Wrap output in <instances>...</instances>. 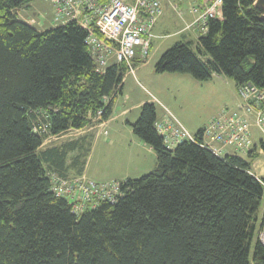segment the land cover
<instances>
[{
  "label": "trees",
  "instance_id": "1",
  "mask_svg": "<svg viewBox=\"0 0 264 264\" xmlns=\"http://www.w3.org/2000/svg\"><path fill=\"white\" fill-rule=\"evenodd\" d=\"M32 1L0 0V264H264V177L252 172L264 140L245 158L192 141L169 149L155 104L145 102L130 126L154 151L152 170L118 180L116 201L79 213L50 190L51 173L83 174L90 149L85 136L44 140L108 120L127 67L96 71L73 21L38 30L19 20ZM254 1L223 0L222 19L210 18L196 44L165 49L155 72L197 81L216 73L264 88L263 12Z\"/></svg>",
  "mask_w": 264,
  "mask_h": 264
},
{
  "label": "built area",
  "instance_id": "2",
  "mask_svg": "<svg viewBox=\"0 0 264 264\" xmlns=\"http://www.w3.org/2000/svg\"><path fill=\"white\" fill-rule=\"evenodd\" d=\"M51 2L53 21L64 24L73 21L86 31L85 43L98 72L104 70L110 59L124 63L127 71L133 72V59L136 56L147 58L153 26L162 14L161 0ZM222 3L223 0H198L190 4L188 11L192 20L186 28L194 29L197 36L204 34L210 18L222 19ZM238 94L239 102L234 107H223L201 127L200 141L167 109L163 117L156 119L155 129L169 149L183 141H192L221 157L228 154L246 156L254 146L252 128L258 129L262 135L260 140H264V88L244 83L238 86ZM258 151L264 153L262 149ZM258 166L252 165V172L259 178L262 170L257 171ZM50 190L71 200L75 213L94 207L99 201L114 202L121 195L118 180L100 182L85 174L51 173ZM257 238L264 245V217Z\"/></svg>",
  "mask_w": 264,
  "mask_h": 264
},
{
  "label": "rangeland",
  "instance_id": "3",
  "mask_svg": "<svg viewBox=\"0 0 264 264\" xmlns=\"http://www.w3.org/2000/svg\"><path fill=\"white\" fill-rule=\"evenodd\" d=\"M171 2L176 3L181 15H178L177 10H174L171 7H163V17H166V24L164 28L169 31L182 28L183 34L192 33V29H183L186 24L192 20L191 15L188 14L187 10L189 5L195 1L171 0ZM31 5L32 9H36L42 5L41 7L45 8L46 11L44 13L37 14V16L41 15V17L46 16L50 18L49 1L33 0ZM186 12L187 15L182 16V14L184 15ZM176 38L178 37L176 36ZM168 46H170V44H168ZM192 48L195 52L197 51L194 46ZM204 60H206V57ZM154 61L155 60H150L147 62L145 67L146 69H143L144 72L150 70L153 72L155 71ZM178 74L184 75V78H187V80L179 79L178 81L172 82V85L168 88L170 90L168 92L170 95L168 98L170 100L168 101L171 106L172 114H174L191 133L194 134L199 127L206 124L207 121H209L208 119L211 116L216 115L223 107H233L232 97L235 95L234 89L236 86L231 79L226 78L224 75H221L224 77H220V74L214 73L210 79L197 81L188 74ZM141 83L146 85L144 82ZM146 87L148 86L146 85ZM144 97L145 95L142 89L136 84L129 83L128 81L126 83L123 96L118 95V99L115 98L114 100L111 114L113 119L107 124V127H105L109 135L104 136L105 134H99V137H95L94 135L93 138L91 133H86L85 139L82 140V142H84L85 148L90 149L86 158L87 170L93 175L100 176V178L94 176V180H102L100 182L115 180L105 178L112 173L115 174L120 171L124 172L122 168L126 165L127 171L132 168H136L138 162L143 164V166H149L150 155L146 153V151H142L134 141L130 140L129 134H127V127H118V124L120 123L126 125L124 123L125 120H133L135 118V115L138 114V108H136L135 105H137ZM129 107L131 112L125 116H121L119 113L121 109ZM105 128H102V130H105ZM253 130L255 132L253 140L256 144H258L260 139H262V135L258 129L254 128ZM78 134L79 133H77L74 129H70L59 136H48L43 142V147L74 139L78 136ZM134 138L136 137L134 136ZM89 143H91L90 146ZM255 143L254 145H256ZM259 154L261 156L260 158L264 159V153ZM70 157L71 155L69 158ZM154 164H156V156L153 158L152 166L149 169H152ZM261 168L262 167L258 166L257 171L261 170ZM137 175L142 174H136V177H138ZM261 176L264 177V174L261 173Z\"/></svg>",
  "mask_w": 264,
  "mask_h": 264
},
{
  "label": "crops",
  "instance_id": "4",
  "mask_svg": "<svg viewBox=\"0 0 264 264\" xmlns=\"http://www.w3.org/2000/svg\"><path fill=\"white\" fill-rule=\"evenodd\" d=\"M46 1H49V4H50V18L46 17V16L41 17V15L37 16V14L44 13L46 11V9L42 8L41 7L42 5L36 9L35 8L32 9L31 2L28 5L23 6L17 10V18L19 20L31 25L32 27H34L38 30H44V29H47L50 27H55L57 25L64 24V23H58V22L53 21V18H52L53 17V4H52L51 0H46ZM194 1H198V0H194ZM161 3H162V14L158 17V19L155 22L153 29H152V38H151V44H150V49H149V54H148L149 56L146 58V60L141 59L139 56H136V59H134V61H133V66H134L133 72L126 71V73L123 76L121 85H120V93L118 94V95L123 96L124 91H125V86H126V83L128 81H129V83L136 84L144 92L145 97L137 105H135L136 108H138V114L135 115V118L133 120H125L124 121V123L127 126L120 123V124H118V127H121V128L123 126L127 127V134H129L130 140L134 141L137 144V146L141 148L142 151H146V153H148L150 155V163H149V166L147 165V167H146V166H143V164H141L140 162H138V165H136V168H132L128 171L126 170V166H127L126 165L124 168H122V170L124 172L120 171L119 173H115V174L112 173L108 177H106L105 179L122 180V179H125L128 177H136V174H144V173L148 172L147 170H152L155 167V164H154L152 169H149L152 166L153 158H155L154 151L152 150V148L150 146L146 145L144 142H142L139 138H137L133 134L130 123L134 122V120L137 119V117L139 116L140 105H142L145 102H152L155 104L156 111H157V118L163 117L165 112H166V109L172 113L171 106H170V103L168 101V100H170L168 98L170 96L168 93L170 90L168 88L172 85V82H174V81H178L179 79L187 80V78H184L185 77L184 75H182V74L180 75L178 73H158L157 74L155 71L153 72L152 70L147 71V72H144V70H143V69H146L145 68L146 64L150 60H155L154 61V65H155V63L158 61L162 52L165 49H167L168 47H170L173 43L180 41V40H186V41L188 40V41H192V42H194V44H196V41L198 38L196 31L194 29H192L191 30L192 33H189V34H183L182 28L171 30V31L165 29L164 27L166 24V20H165L166 17H163V7H171L172 9H174V6H176V3L171 2V0H161ZM174 10H176V9H174ZM177 12H178V8H177ZM188 14H190L189 11H188ZM178 15H181V12H179ZM186 15H187V12L184 13V15L182 14V16H186ZM191 19H192V16H191ZM189 23H187L186 26ZM186 26L184 27L183 30L191 29V28H186ZM176 36L178 38H176ZM171 38H175V39H171ZM168 44H170V46H168ZM111 62H114L113 59L109 60V63H111ZM220 77H224V76L220 75ZM140 80H142V81H140ZM141 82H144L148 87H146V85H143ZM234 91H235V95L232 97L233 98L232 99L233 107L239 102L238 86L235 87ZM117 96H116V98H117ZM129 112H131L130 107L125 108V109L124 108L121 109V111L119 113L121 114V116H125ZM210 118L208 120H210ZM112 119H113V117L111 116L106 121L93 122V124L83 128V129L75 130V131H77V133H79L78 136H76L75 138H80L82 136H85L86 133H91L93 138H94V135H95V137L96 136L99 137V134L100 135L105 134L104 136L109 135V133L105 127H107V124ZM102 128L103 129L105 128V130H102ZM199 129H201V127H199L195 131V133ZM253 129L254 128L251 129L252 140H253V136L255 134ZM133 135L138 140L136 138H134ZM111 140H114V139H111ZM253 142H254V140H253ZM228 150L230 151L231 149L229 148ZM239 156H241L243 158L246 157L245 155H239ZM260 157L261 156H259L256 160L253 161V165L256 164V165H259L260 167H262L261 168L262 174H264V159H261ZM86 163L87 162L85 161V165L83 167V174H85L87 177L92 178V179L94 178V176L97 178H100L99 175H93V174L88 172ZM69 175H71V174H69ZM137 176H140V175H137ZM97 181H102V180H97Z\"/></svg>",
  "mask_w": 264,
  "mask_h": 264
},
{
  "label": "water",
  "instance_id": "5",
  "mask_svg": "<svg viewBox=\"0 0 264 264\" xmlns=\"http://www.w3.org/2000/svg\"><path fill=\"white\" fill-rule=\"evenodd\" d=\"M253 5L262 10L261 19L264 21V0H255Z\"/></svg>",
  "mask_w": 264,
  "mask_h": 264
}]
</instances>
